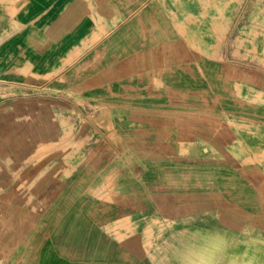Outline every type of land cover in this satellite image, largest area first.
Here are the masks:
<instances>
[{
	"label": "crops",
	"instance_id": "0c3cea01",
	"mask_svg": "<svg viewBox=\"0 0 264 264\" xmlns=\"http://www.w3.org/2000/svg\"><path fill=\"white\" fill-rule=\"evenodd\" d=\"M255 3L264 18V0H0V264H264V160L238 150H264V102L243 97L250 88L264 95L262 56L245 59L248 35L239 29L244 40L233 42L232 23L220 47L238 59L222 64L201 55L216 44L201 40L197 21L236 23ZM212 25L209 33L217 21ZM219 66L230 85L227 109L205 77ZM202 98L207 108L195 104ZM72 99L83 102L84 116L92 112L90 129L103 150L81 162L72 149H57L72 147L58 138L72 123L70 107L57 104ZM205 110L254 122L204 139L216 157L207 166L200 138L189 144L180 132L169 137V130H185L170 115ZM253 126L262 136L243 141L239 132ZM174 161L176 168L168 166ZM186 161L218 176L210 182L197 175L186 187ZM109 179L112 188L103 186ZM109 193L115 201L101 197ZM153 203L161 215L183 213L158 221L133 212ZM123 213L135 216H128L130 233L109 234L104 222Z\"/></svg>",
	"mask_w": 264,
	"mask_h": 264
},
{
	"label": "rangeland",
	"instance_id": "374dc122",
	"mask_svg": "<svg viewBox=\"0 0 264 264\" xmlns=\"http://www.w3.org/2000/svg\"><path fill=\"white\" fill-rule=\"evenodd\" d=\"M223 1V0H222ZM223 4L218 3L216 5V9L218 12H222L224 11L223 9ZM251 10L248 12V17L247 19H239V22H234L236 21L235 18H227V19H217V20H209L205 17H202L201 19L197 20L198 23L200 24L199 27H201V32L202 34H200V38L202 41H208L209 37H211L213 39V42L216 44L214 49L209 50V51H201V55L206 56L207 58L216 60L219 63H230L231 61H234L238 58H236L235 56L232 57V55L229 52L228 57L226 58V56H224V50L221 49L220 44H224V42L226 41V39H228V34H226V31L228 29V27L231 26V23L234 25L233 30H234V34L231 35V39L233 40V42L236 43H240L243 42V35H239V33H237L240 29V31L245 32V34L248 35L249 38V51L247 54L244 55L245 59L247 58L250 63H255V60L257 59V57L262 56V62L263 64H260L263 68H264V33H259L257 32L256 28L258 27L257 23H261L259 24L260 26L264 27V18L260 19V16H258V3H255L252 8H250ZM260 10V9H259ZM263 11V10H262ZM219 14V13H218ZM260 14V13H259ZM196 22V20H186V22ZM213 21H217V27L214 29L212 33H209V29H211L212 22ZM231 21V22H230ZM211 25V26H208ZM237 24V25H236ZM243 24V25H242ZM198 26V25H197ZM236 26V27H235ZM200 29V28H199ZM216 32V33H215ZM228 32V31H227ZM211 34V35H210ZM225 66H219L216 67L215 69H212L211 71H208L207 75H205L206 80L208 82V85L212 88V89H218V91L221 93V97L219 99V103L222 105L223 108L225 107V99H224V94L227 90H229L228 88H230V85L228 83H226L225 80ZM63 71L62 70H58L56 72V78H63ZM193 75V74H191ZM15 88H11L10 91H15ZM193 90V89H191ZM45 92H49V89L43 90ZM6 92V90L2 89V84H0V94H4ZM1 96V95H0ZM248 102H264V95H262V92H259L257 90H252L251 88L248 89V92L244 93L243 96ZM187 101V100H186ZM204 99H201V103H195L196 105H198L197 107H200L201 109L203 108H207L205 103H204ZM57 102V101H54ZM177 100H174L173 104L174 106L177 105ZM57 104L62 105V106H67L70 107V113H72V123L69 124V129L65 130L63 129L61 131L60 136H58V138H60V140H63L62 144H65V142H67L68 144H72V147H58V154L62 153V154H67L70 149H72L73 154L76 155L73 158L76 159L78 162L80 161H85L90 159L91 157L94 158L95 156L102 154L103 150L101 147H96V144L98 143V141L96 142V137L97 134L94 133V131L92 129H90L91 127V122H93V114L92 112H88V116H84L82 114V112L80 111V107L83 105V102L79 99H72V100H67L65 103L64 102H57ZM194 104V103H192ZM191 104V105H192ZM185 107H192L191 105H189L187 102L185 103ZM203 107V108H202ZM200 108H195V111H198L197 109ZM185 109H191V108H185ZM227 109V108H226ZM186 111H190V110H186ZM205 110L202 113H196V114H185V115H170V123L173 124H177V121H181L182 123H180L181 125L179 126H183L185 127L184 131H176V129L174 130H169V137H176L175 134H178L179 132L181 134H184V137L186 138L185 142L189 143V144H193V139H201V147H200V156L202 158L203 161L200 162L201 165H209L211 164V159H214L216 157L213 158V153H212V148L207 147V141H204V139L208 140V139H222L224 137H228L230 136L231 132H233V130H229V129H234L235 127H240L239 122H243L245 124H249V126L254 123L252 120H242L240 118L235 119L232 116H228L226 114H216V115H212V112ZM211 116H210V115ZM87 121H86V118ZM89 120V121H88ZM64 123V122H63ZM195 124V126H202L203 128H206L207 131H202V132H193L192 130L188 129L189 127L191 128L193 125L191 124ZM184 124V125H183ZM177 125H174V128H176ZM248 125H243V127H247ZM227 127V128H225ZM64 128V126H63ZM106 132V131H105ZM261 129H258L256 126H253L249 131L247 132H239L240 133V137L243 141H249L250 139L256 138V136H262L261 133ZM107 133V132H106ZM238 137L235 136L234 134L232 135L231 139L234 140L237 139ZM101 140V137H100ZM197 142V141H196ZM248 144V142H247ZM239 151H246V150H251L254 151L253 155H258L259 158L261 160H264V150L262 152H258L257 150L251 149L249 145H246L244 148H240L238 147ZM211 151V152H210ZM188 152V151H187ZM211 153V154H210ZM219 158V157H217ZM252 160L249 161H244L243 164H249L252 163ZM77 163V162H76ZM75 162L73 163V167L76 164ZM199 163H192V162H184V165L186 167L183 168L182 170V176L185 179L184 180V186H193L192 183H190V181L193 180H197L196 176L198 175L200 178H205L208 179L210 178V180L207 181H212L214 182V178L213 176H218L217 173H213V171H211L210 169L207 170H198L195 169L194 171H192L191 167H187V166H192V165H196ZM254 164V163H253ZM179 164L174 161V162H170L168 163V166L170 167H174L176 168ZM236 166H239V164H236ZM141 174L144 173V170H142L140 172ZM168 182L169 184L174 185L176 182L174 181V177L172 175V173H168ZM140 177V176H139ZM217 178V177H216ZM215 178V179H216ZM217 181V179H216ZM263 181V183H262ZM103 184V182L101 183ZM113 182L112 179L107 180L103 186H108L112 188ZM207 185H211V183L207 182V183H196L195 186L197 187H205ZM264 185V179H261L258 181V187H262ZM102 198H105L111 202L115 201L116 196H114L113 194L109 193V194H104L101 195ZM228 197H231V199H237L236 196L234 194L229 195ZM126 202V201H124ZM132 208H134L133 212L135 213L138 211H141L142 214L139 216V218H144V219H150V220H173V219H177L179 218L183 212H178L175 209L172 212H169L170 214H164L161 215L158 211H157V206L155 203H153V206L151 209L148 210H144V208L137 204L134 205ZM137 208V209H136ZM132 212V213H133ZM130 214H126L123 213L120 216H116V218H112L113 220L110 221H105L104 222V228L105 230L112 235H119V236H123L125 234L130 233L131 231V227L129 226V222H128V216L135 217L134 215L132 216ZM117 224V225H115ZM156 228H149V236H153L154 234V230ZM159 230V228H158ZM151 239V238H150Z\"/></svg>",
	"mask_w": 264,
	"mask_h": 264
},
{
	"label": "bare ground",
	"instance_id": "6f19581e",
	"mask_svg": "<svg viewBox=\"0 0 264 264\" xmlns=\"http://www.w3.org/2000/svg\"><path fill=\"white\" fill-rule=\"evenodd\" d=\"M195 170V168H192V171H194Z\"/></svg>",
	"mask_w": 264,
	"mask_h": 264
}]
</instances>
